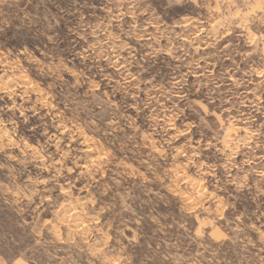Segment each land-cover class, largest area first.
<instances>
[{"label": "rangeland", "instance_id": "1", "mask_svg": "<svg viewBox=\"0 0 264 264\" xmlns=\"http://www.w3.org/2000/svg\"><path fill=\"white\" fill-rule=\"evenodd\" d=\"M0 264H264V0H0Z\"/></svg>", "mask_w": 264, "mask_h": 264}]
</instances>
